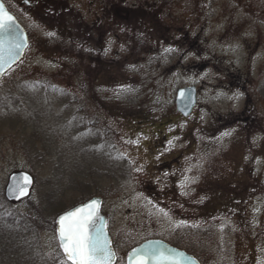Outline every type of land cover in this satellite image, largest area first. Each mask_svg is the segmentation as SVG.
<instances>
[{"label":"rangeland","instance_id":"1","mask_svg":"<svg viewBox=\"0 0 264 264\" xmlns=\"http://www.w3.org/2000/svg\"><path fill=\"white\" fill-rule=\"evenodd\" d=\"M134 2L152 16L123 21ZM94 8L93 36L19 13L28 46L0 78V188L29 172L33 190L13 206L39 209L43 228L31 248L0 244V264H62L54 219L92 196L115 264L148 238L200 264H264V0ZM190 85L184 118L174 96Z\"/></svg>","mask_w":264,"mask_h":264},{"label":"snow or ice","instance_id":"2","mask_svg":"<svg viewBox=\"0 0 264 264\" xmlns=\"http://www.w3.org/2000/svg\"><path fill=\"white\" fill-rule=\"evenodd\" d=\"M13 23V17L0 5V33L3 34L0 35V68L14 60L19 49L24 47L22 39L13 36ZM25 187L18 190L19 195L26 194ZM98 207L99 201L94 199L56 220L57 236L64 256L62 264H112L114 253L103 233V225L97 226L100 220ZM128 259L129 264H183L182 260L152 246L134 249Z\"/></svg>","mask_w":264,"mask_h":264},{"label":"water","instance_id":"3","mask_svg":"<svg viewBox=\"0 0 264 264\" xmlns=\"http://www.w3.org/2000/svg\"><path fill=\"white\" fill-rule=\"evenodd\" d=\"M0 5H3V9L4 11H6L10 16L13 17V36L14 37H18L20 39H22L23 43H24V47H22L21 49H19L16 57L14 60L9 61L8 63L4 64L3 68H0V78L3 75V73H5L10 67H12L16 62H18L22 55L24 50L26 49L27 45H28V40H27V34L25 32V29L22 27V25H20L16 18L10 13L8 12V10L6 9L5 5L3 4V2H1L0 0ZM0 35H3L2 33H0ZM196 95H197V89L195 86L190 85V86H184V87H179L176 89L175 91V96H174V104H175V110L177 111V113H179L181 116L183 117H187L188 115H190V113L192 112V109L194 108V105L196 104ZM6 182L3 186V190H2V194L3 197L6 201L10 202V203H18L22 200H24L25 198H27V196L31 193V190L33 188L32 185H34V179L33 177L26 171H14L12 173H10L8 176H6ZM27 181H30V183H27ZM25 187V195H19L18 190L21 187ZM19 195V198H17ZM98 200L99 201V207H98V215L100 217V220L97 222V226L99 227L100 225H103V233L105 235V237L107 238V240L109 241V247L111 249V251L114 253L113 247L111 245V238L108 234L107 231V227H106V218L105 216L100 213V208H101V202H102V198L100 196H93L90 199L78 203L72 207H70L69 209L63 211L62 213L58 214L54 220V226H55V235L56 236V240L59 246L60 251L62 252V249L60 248L59 245V240H58V236H57V227L58 225L55 223L56 220L58 219V217L68 211L74 210L75 208L86 204L88 202H90L91 200ZM144 246H152L155 248H160L162 249L165 253L169 254V255H173L175 256L177 259L182 260L183 264H199V261L196 260V258L185 252V250H181L179 248H176L170 244H168L167 242L161 240V239H147L145 241H143L142 243L134 246L133 248H131L130 250H128V252H126V257H125V264H129V255L133 252L134 249H139L142 248ZM63 254V252H62ZM116 261V256L114 254L113 256V260H112V264H114Z\"/></svg>","mask_w":264,"mask_h":264},{"label":"flooded vegetation","instance_id":"4","mask_svg":"<svg viewBox=\"0 0 264 264\" xmlns=\"http://www.w3.org/2000/svg\"><path fill=\"white\" fill-rule=\"evenodd\" d=\"M123 1L125 0H110L111 8H113L114 6L115 11V9L117 8V4ZM2 2L5 4L8 11L15 16L18 22L20 21L19 13L21 10L24 11V13H29V15L32 14V16L30 15V17L34 18L35 20L37 18L46 20L52 13L54 17L51 16L50 19L56 21H50L51 24L65 26L74 25L79 27L80 30L81 28L85 29L84 32L87 36H93L95 32V25L102 24V22L98 20V16L96 15L95 17V0H18L17 2L14 0V3L16 4V8L14 9H11V7H9L7 2H5L4 0H2ZM145 3L147 4V1H145ZM23 6L30 10H25ZM18 7L20 8V10L17 9ZM108 7L109 6H107V8ZM123 11L124 14H120L122 20L126 21L127 19H132L134 24L139 23V21L142 23L147 20L149 16H152V14H149L146 6H137L136 2L131 3V5L127 8H124ZM117 17L118 16H112L111 20L108 19V24H111L112 19H116ZM151 18L155 19V16ZM29 19L31 20V18ZM19 23L23 25L21 22ZM39 23L40 25H45L44 21L38 22L37 20V24Z\"/></svg>","mask_w":264,"mask_h":264},{"label":"trees","instance_id":"5","mask_svg":"<svg viewBox=\"0 0 264 264\" xmlns=\"http://www.w3.org/2000/svg\"><path fill=\"white\" fill-rule=\"evenodd\" d=\"M41 218V211L37 208L19 213L11 203L3 199L2 189L0 188V223H4L3 227L0 225L2 233V238L0 237L1 245L4 247L17 245L20 237H23L24 242L26 241L25 245L31 248L33 244H31V238L43 228Z\"/></svg>","mask_w":264,"mask_h":264}]
</instances>
